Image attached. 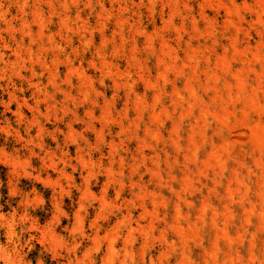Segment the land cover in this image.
<instances>
[{
    "label": "rangeland",
    "instance_id": "1",
    "mask_svg": "<svg viewBox=\"0 0 264 264\" xmlns=\"http://www.w3.org/2000/svg\"><path fill=\"white\" fill-rule=\"evenodd\" d=\"M264 264V0H0V264Z\"/></svg>",
    "mask_w": 264,
    "mask_h": 264
},
{
    "label": "bare ground",
    "instance_id": "2",
    "mask_svg": "<svg viewBox=\"0 0 264 264\" xmlns=\"http://www.w3.org/2000/svg\"><path fill=\"white\" fill-rule=\"evenodd\" d=\"M261 264V263H260Z\"/></svg>",
    "mask_w": 264,
    "mask_h": 264
}]
</instances>
